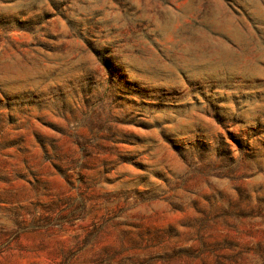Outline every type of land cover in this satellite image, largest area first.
I'll return each mask as SVG.
<instances>
[{"label":"rangeland","instance_id":"obj_1","mask_svg":"<svg viewBox=\"0 0 264 264\" xmlns=\"http://www.w3.org/2000/svg\"><path fill=\"white\" fill-rule=\"evenodd\" d=\"M0 264H264V0H0Z\"/></svg>","mask_w":264,"mask_h":264}]
</instances>
